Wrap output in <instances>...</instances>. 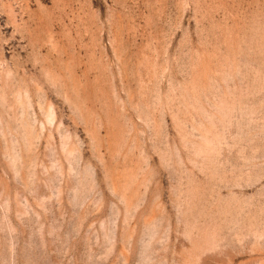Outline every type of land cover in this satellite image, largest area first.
I'll use <instances>...</instances> for the list:
<instances>
[{"label": "rangeland", "instance_id": "374dc122", "mask_svg": "<svg viewBox=\"0 0 264 264\" xmlns=\"http://www.w3.org/2000/svg\"><path fill=\"white\" fill-rule=\"evenodd\" d=\"M0 264H264V0H0Z\"/></svg>", "mask_w": 264, "mask_h": 264}]
</instances>
